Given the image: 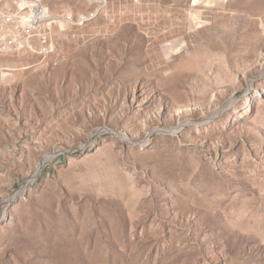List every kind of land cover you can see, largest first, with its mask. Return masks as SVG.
I'll return each instance as SVG.
<instances>
[{
    "label": "rangeland",
    "instance_id": "374dc122",
    "mask_svg": "<svg viewBox=\"0 0 264 264\" xmlns=\"http://www.w3.org/2000/svg\"><path fill=\"white\" fill-rule=\"evenodd\" d=\"M0 51V264H264V0H41Z\"/></svg>",
    "mask_w": 264,
    "mask_h": 264
},
{
    "label": "built area",
    "instance_id": "2783aa9c",
    "mask_svg": "<svg viewBox=\"0 0 264 264\" xmlns=\"http://www.w3.org/2000/svg\"><path fill=\"white\" fill-rule=\"evenodd\" d=\"M55 19L41 0H0V51L30 50L40 55L53 51ZM25 185L0 207V223L6 206L25 191Z\"/></svg>",
    "mask_w": 264,
    "mask_h": 264
}]
</instances>
